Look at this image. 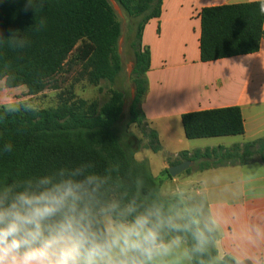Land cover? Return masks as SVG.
<instances>
[{
  "label": "trees",
  "instance_id": "16d2710c",
  "mask_svg": "<svg viewBox=\"0 0 264 264\" xmlns=\"http://www.w3.org/2000/svg\"><path fill=\"white\" fill-rule=\"evenodd\" d=\"M115 1L133 21L129 48L134 59L135 96L127 124L148 128L142 103L148 93L151 52L143 47L142 37L146 24L161 16L163 0ZM260 2L203 9L202 62L259 52L264 41ZM25 3L0 0V30L5 37L18 30L19 37L27 41L23 48H13L7 41L0 43V81L5 80L7 88L25 86L29 95L43 92L48 82L64 71L79 44H88L91 52L82 67L89 82L95 86L116 83L123 69L119 53L122 25L108 0H46L45 6L35 12H25ZM123 107L124 94L118 90H113L111 99L101 107L75 96L63 99L56 108L34 113L5 114L4 106H0V184L84 166L87 172L108 178L102 189L105 200L126 204L135 199L138 204L157 201L185 206L179 197L163 196L162 178L154 177L147 161L135 158L140 149L136 138L130 134L125 142L121 141L117 128L123 120ZM181 120L189 140L245 133L238 106L186 113ZM147 136L149 148L160 152L158 134L149 128ZM8 143L12 151L4 152ZM256 158L264 165V138L231 148L220 146L192 154L185 151L172 165L190 160L206 171L247 165ZM162 175L171 178L168 169ZM217 238L213 229L205 252L193 257L192 264H237L229 255L218 259V251L210 246ZM190 244L189 238L187 247Z\"/></svg>",
  "mask_w": 264,
  "mask_h": 264
},
{
  "label": "crops",
  "instance_id": "0c3cea01",
  "mask_svg": "<svg viewBox=\"0 0 264 264\" xmlns=\"http://www.w3.org/2000/svg\"><path fill=\"white\" fill-rule=\"evenodd\" d=\"M257 1L261 0H163L161 16L146 24L142 37L143 47L151 52L148 93L142 110L148 127L158 134L164 155L158 176L152 174L162 178L161 193L165 197H179L170 183L181 186L176 189L185 207L198 208L205 222H215L218 238L210 246L218 251V259L229 255L237 264H264L261 160L206 171L194 162L181 173L185 174L175 178L163 177L162 172L180 164L172 165L182 152L231 148L264 138V41L255 54L208 63L201 61L200 49L204 8ZM15 89L0 81V106L9 104L7 98ZM232 106L241 108L243 135L186 138L183 114ZM177 145L185 149L174 150ZM144 159L151 169L147 154Z\"/></svg>",
  "mask_w": 264,
  "mask_h": 264
},
{
  "label": "clouds",
  "instance_id": "9594fccd",
  "mask_svg": "<svg viewBox=\"0 0 264 264\" xmlns=\"http://www.w3.org/2000/svg\"><path fill=\"white\" fill-rule=\"evenodd\" d=\"M45 3L26 0L23 10ZM259 12L264 15V0ZM18 33L5 37L0 30V43L25 47ZM38 111L28 101L4 105L5 114ZM107 182L82 166L0 184V264H181L177 249L184 248L185 259L205 252L215 222H205L200 209L105 200Z\"/></svg>",
  "mask_w": 264,
  "mask_h": 264
},
{
  "label": "rangeland",
  "instance_id": "374dc122",
  "mask_svg": "<svg viewBox=\"0 0 264 264\" xmlns=\"http://www.w3.org/2000/svg\"><path fill=\"white\" fill-rule=\"evenodd\" d=\"M114 8L119 22L122 25V37L119 41V53L122 60V72L118 77L116 83L112 85L109 82H102L95 86L91 84L83 72V64L90 57L91 52L89 51L88 44H79L76 46L70 56V63L65 67L64 71L57 75L55 78L50 80L45 90L36 95H29L25 86L18 87L11 91L12 93L8 96L9 103L28 101L36 104L39 109L56 108L63 99L71 98L75 96L78 99H83L89 104L96 102L100 107L107 103L112 96L113 90H118L124 94V116L122 122L117 128L118 135L122 142L127 140V136L132 134L139 144L140 149L138 154L136 153L135 158L138 161H144V157H149L151 162L152 173L158 176L159 169L161 167V161L163 154L160 152H148L149 138L147 136L148 128L143 125H128V114L132 99H134V85H133V69L134 59L130 51L129 44L133 38L131 32L133 28L132 18L128 17L124 11L120 8L115 0H108ZM189 140V139H188ZM182 151L183 146H175L174 150ZM148 150V151H147ZM138 156V157H137ZM194 169V168H193ZM185 174V173H183ZM181 174L180 176H182ZM183 178V177H181ZM169 184V183H168ZM180 184V183H179ZM173 189V192L177 196H181L177 192L178 187H181L177 183L173 185L169 184ZM165 193V192H164ZM167 194V193H165ZM190 205V204H188ZM189 207V206H188ZM187 247V244L185 245ZM175 258L180 259L181 264H192L191 259L184 258V248L176 250ZM172 259V258H170Z\"/></svg>",
  "mask_w": 264,
  "mask_h": 264
},
{
  "label": "water",
  "instance_id": "95a60500",
  "mask_svg": "<svg viewBox=\"0 0 264 264\" xmlns=\"http://www.w3.org/2000/svg\"><path fill=\"white\" fill-rule=\"evenodd\" d=\"M134 93H135V90H134ZM193 164H194L193 161L187 160V161H184L178 165L170 167L168 169V172L172 178H175L179 174H181L182 172L188 170Z\"/></svg>",
  "mask_w": 264,
  "mask_h": 264
}]
</instances>
